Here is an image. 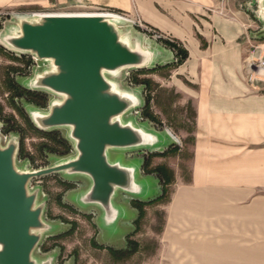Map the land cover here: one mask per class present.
Masks as SVG:
<instances>
[{
    "label": "rangeland",
    "instance_id": "obj_1",
    "mask_svg": "<svg viewBox=\"0 0 264 264\" xmlns=\"http://www.w3.org/2000/svg\"><path fill=\"white\" fill-rule=\"evenodd\" d=\"M224 1L225 8L231 7L233 11L220 13V9H216L211 14L238 22L241 27L246 23L241 28H244L245 35L240 39H247L249 34H257L264 28L262 0ZM31 9L0 12V144H17L19 156L15 163L21 171L48 167L72 159L77 154L72 139H69L72 147L67 151L64 145H57L50 137L34 130L29 121V116L47 113L51 103L61 102L63 97L48 91L46 103L41 105L43 108H38L28 104L25 96L18 95L22 86L35 88L36 79L53 69L51 61L39 60L31 53L19 55L4 47L8 37L18 34L22 18L35 13L111 12L135 22V27L125 23L120 25L123 40L128 41L132 48L140 46L152 50L158 55V62L169 60L172 56V48L165 41L188 52L182 63H178L177 56L178 61L168 66L105 72L106 78L116 85L120 93L128 92L138 99L136 105L120 117L121 121L143 127L163 140L160 150H165L164 153H151L148 148L109 151L111 160L120 158L125 164H137L138 180L148 183L153 192L142 197L143 200L135 195L119 193L116 203L127 209V218L113 237L99 226L96 209L84 208L75 202L73 194L89 187L83 176L58 173L32 179L29 191L37 193V203L44 210L43 219L49 228L52 227L51 231L43 234L40 248L34 256L39 260L47 258L51 264H216L211 259L215 253H207V250L215 249L216 242L222 243L223 239L230 244V239L216 237V231L208 230L206 222L190 216L189 204L191 195L198 199V188H195L197 184L194 182L199 139L196 95L201 84L205 87L216 77L214 71L207 70L201 58V54L209 53L211 49L200 52L195 42V39H201L198 29L194 32L195 39L188 38L182 42L144 22L136 11L87 4L81 0ZM251 43L247 54H243L242 65L252 52L255 53V60L264 59V35L252 37ZM201 49L205 50L206 46H201ZM192 61L195 62L194 71L190 67ZM246 64L249 78L253 76L254 81L264 82V70L256 66L250 68L248 61ZM242 71L245 82L244 66ZM145 113L151 114L155 121ZM58 130L62 136L69 138L70 127ZM45 146L56 148L59 152L48 153L51 151H45ZM158 168H162L164 176ZM147 199L152 200L148 202ZM185 200H188L187 216ZM134 202L141 203V206H136ZM124 246L122 250L133 252L123 259L115 258L108 249Z\"/></svg>",
    "mask_w": 264,
    "mask_h": 264
},
{
    "label": "water",
    "instance_id": "obj_2",
    "mask_svg": "<svg viewBox=\"0 0 264 264\" xmlns=\"http://www.w3.org/2000/svg\"><path fill=\"white\" fill-rule=\"evenodd\" d=\"M261 11L264 19V0ZM106 15L35 13L22 18L18 34L6 39L4 47L19 55L31 53L39 60L51 61L52 71L39 76L35 88L22 87L46 96L50 91L63 100L52 102L47 113H35L29 118L43 132L59 133L58 128L70 127L69 138L59 134L70 147L69 139L74 141L77 154L48 167L21 171L15 163L19 156L17 144H0V264H51L47 258L39 260L34 256L43 234L52 227L43 219L37 193L29 191L32 179L58 173L83 176L89 187L73 194L75 202L96 209L99 226L113 237L127 218V209L116 203L119 193L143 200L153 192L148 183L138 180L137 164H125L120 158L111 160L109 151L148 148L151 153H164L160 150L163 140L143 127L121 121L120 117L138 99L131 93H120L105 72L172 65L178 61L177 51L170 49L171 58L158 62L152 50L132 48L123 40L120 25L135 27V22L111 12ZM251 35L261 37L264 28Z\"/></svg>",
    "mask_w": 264,
    "mask_h": 264
},
{
    "label": "crops",
    "instance_id": "obj_3",
    "mask_svg": "<svg viewBox=\"0 0 264 264\" xmlns=\"http://www.w3.org/2000/svg\"><path fill=\"white\" fill-rule=\"evenodd\" d=\"M67 1L0 0V12L29 11ZM81 1L136 11L144 22L182 42L195 39L198 29L201 39L195 42L200 52L211 49L201 58L216 77L205 87L201 84L196 95L199 139L194 182L198 199L189 197L190 216L206 222L208 230L216 231V237L230 239V244L223 239L216 242L215 249L207 250L215 253L211 259L216 264H264V82L249 78L246 63L254 59V52L244 65L241 63L252 46L251 34L240 39L246 23L241 27L238 22L211 14L216 9L220 13L233 11L225 8L224 0ZM194 66L192 61L193 71ZM186 205L185 211L188 200Z\"/></svg>",
    "mask_w": 264,
    "mask_h": 264
},
{
    "label": "trees",
    "instance_id": "obj_4",
    "mask_svg": "<svg viewBox=\"0 0 264 264\" xmlns=\"http://www.w3.org/2000/svg\"><path fill=\"white\" fill-rule=\"evenodd\" d=\"M165 43L169 47H171L172 49H175L177 51V56L179 58L178 63H182L186 59L187 54H188L187 50L178 48L177 45L172 44V43H170L168 41H165ZM18 95H19V97H24L25 96V98L27 100H29V101L37 104V105H40V106L43 105L44 103H46V101H47V96L45 94L39 93V92L29 91V90L24 89V88L21 89V93H19ZM145 115H147V117H149V118H151L152 120L155 121L154 117L151 114L145 113ZM30 124H31V126L33 127L34 130L38 131L39 133H41V134H43V135H45L47 137H50L51 139H53L56 142L57 145L58 144L59 145H64V148L67 151L70 149V145H69L68 141L66 139H64L63 137H61V135L58 132H56V131H53V132H43L41 130H38L32 124L31 121H30ZM44 150H48V151L55 152V153L56 152H59V151L56 150V148L54 149V148L47 147V146L44 147ZM158 171H159V173L161 175L163 174L162 176H164V172H162V168H158ZM134 204L136 206H138V207L141 206V203H139V202H134ZM108 249L111 251V253L113 254V256L115 258H117V259H123V258L127 257L128 255H130V253L133 252V250L130 251L128 249L127 250H116V249H113V248H108Z\"/></svg>",
    "mask_w": 264,
    "mask_h": 264
},
{
    "label": "built area",
    "instance_id": "obj_5",
    "mask_svg": "<svg viewBox=\"0 0 264 264\" xmlns=\"http://www.w3.org/2000/svg\"><path fill=\"white\" fill-rule=\"evenodd\" d=\"M253 66L258 67L260 70H264V59L259 58L257 60H255V59L250 60L249 61V67L251 68Z\"/></svg>",
    "mask_w": 264,
    "mask_h": 264
},
{
    "label": "bare ground",
    "instance_id": "obj_6",
    "mask_svg": "<svg viewBox=\"0 0 264 264\" xmlns=\"http://www.w3.org/2000/svg\"><path fill=\"white\" fill-rule=\"evenodd\" d=\"M81 14H94V15H99V16H102V17H106L107 15V13H81ZM111 14H113V13H111Z\"/></svg>",
    "mask_w": 264,
    "mask_h": 264
}]
</instances>
